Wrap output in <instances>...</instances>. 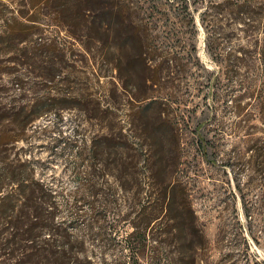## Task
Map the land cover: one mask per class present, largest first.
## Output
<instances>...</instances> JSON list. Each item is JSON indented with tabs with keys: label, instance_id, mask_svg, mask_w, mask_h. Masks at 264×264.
Instances as JSON below:
<instances>
[{
	"label": "rangeland",
	"instance_id": "1",
	"mask_svg": "<svg viewBox=\"0 0 264 264\" xmlns=\"http://www.w3.org/2000/svg\"><path fill=\"white\" fill-rule=\"evenodd\" d=\"M93 1L0 0V138L18 140L4 150L51 188L55 223L78 241L71 246L80 260L264 264V101L237 86L252 81L259 89L264 59L242 57L239 72L216 65L205 27L211 50L224 55L264 33L247 38L229 7L149 0L182 33L177 59L154 78L124 67L104 31L108 3ZM185 5L197 32L195 66L184 52ZM254 19L264 25V10ZM90 188L92 225H70L66 206Z\"/></svg>",
	"mask_w": 264,
	"mask_h": 264
},
{
	"label": "trees",
	"instance_id": "2",
	"mask_svg": "<svg viewBox=\"0 0 264 264\" xmlns=\"http://www.w3.org/2000/svg\"><path fill=\"white\" fill-rule=\"evenodd\" d=\"M105 1L108 3L106 11L109 16L106 18L107 25L104 31L112 44L119 47L117 51L124 55V67L129 72H135L143 67L152 71L154 78H157L160 71L168 69L170 63L174 62L177 59L176 56L180 54L178 44L182 33L174 24L163 23L157 17L158 4L154 5L149 0H142L139 11H133L120 0H94L93 4L98 5ZM158 1L156 0L157 3ZM199 2L209 4L216 9L231 8L234 15L232 20L246 27L243 32L249 39L255 36V29H261L264 33V25H260L254 19L256 11L264 10V0H222L218 3L215 0H199ZM184 8L188 16L187 27L189 28V31L185 33L189 35V48L184 52L191 66H195L193 63H198L195 45L197 32L188 5ZM201 24L205 25L204 19H201ZM205 29L207 51L216 65L224 69L233 68L239 72L243 68L238 63L242 57L252 54L260 55L264 59V38L260 41L255 36L254 41L248 43L247 48L242 51L236 49L224 55L223 52L211 50L209 45L213 32L207 25ZM233 53H239V55L232 56ZM156 60H159L158 64L152 66L151 62ZM232 73L231 70H226L224 77L229 81L228 76ZM237 86L238 90H244L249 98L264 101V81L256 91L253 90L255 87L252 81L241 80L238 81ZM241 100L238 99V101ZM33 114H36L34 119L38 117V113L33 111ZM34 119L28 123L30 124ZM17 141L16 138L7 135L0 138V264H91L90 261L78 258L77 252L71 246V241L75 244L78 241L75 238L71 239L68 233L66 234L67 227L62 229L60 223H55L59 211L54 206L51 188L34 180L29 162L24 161L15 166L10 155L11 149L4 150L7 145ZM23 173L27 174L25 180L21 175ZM87 193L93 196L90 188L86 194L75 196L66 206V217L70 218L69 224L72 226H77L78 222H86L88 229L92 225L89 222L93 219L92 203L87 202ZM87 211L89 213H86ZM137 235L138 233L134 232L128 236V239ZM55 236L58 242L50 240ZM126 248L134 259L137 256L136 249L131 248V245Z\"/></svg>",
	"mask_w": 264,
	"mask_h": 264
},
{
	"label": "bare ground",
	"instance_id": "3",
	"mask_svg": "<svg viewBox=\"0 0 264 264\" xmlns=\"http://www.w3.org/2000/svg\"><path fill=\"white\" fill-rule=\"evenodd\" d=\"M199 45H200V47L202 48V41H201V40H200V44H199Z\"/></svg>",
	"mask_w": 264,
	"mask_h": 264
}]
</instances>
